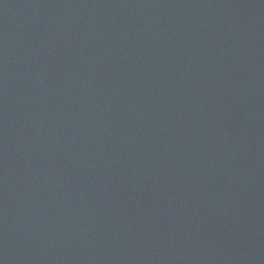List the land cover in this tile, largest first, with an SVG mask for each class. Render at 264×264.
Instances as JSON below:
<instances>
[{
	"label": "water",
	"instance_id": "obj_1",
	"mask_svg": "<svg viewBox=\"0 0 264 264\" xmlns=\"http://www.w3.org/2000/svg\"><path fill=\"white\" fill-rule=\"evenodd\" d=\"M0 264H264V0H0Z\"/></svg>",
	"mask_w": 264,
	"mask_h": 264
}]
</instances>
